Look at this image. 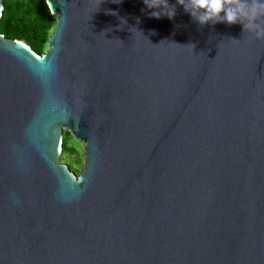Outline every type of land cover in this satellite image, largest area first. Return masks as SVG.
<instances>
[{
    "label": "water",
    "instance_id": "1",
    "mask_svg": "<svg viewBox=\"0 0 264 264\" xmlns=\"http://www.w3.org/2000/svg\"><path fill=\"white\" fill-rule=\"evenodd\" d=\"M45 2L43 54L0 34V264H264V40Z\"/></svg>",
    "mask_w": 264,
    "mask_h": 264
},
{
    "label": "trees",
    "instance_id": "2",
    "mask_svg": "<svg viewBox=\"0 0 264 264\" xmlns=\"http://www.w3.org/2000/svg\"><path fill=\"white\" fill-rule=\"evenodd\" d=\"M56 23L45 0H2L0 34L28 45L38 55L47 49L48 38ZM82 143L75 140L68 130L62 131L59 161L77 175L80 171ZM70 157L74 162L68 161Z\"/></svg>",
    "mask_w": 264,
    "mask_h": 264
},
{
    "label": "clouds",
    "instance_id": "3",
    "mask_svg": "<svg viewBox=\"0 0 264 264\" xmlns=\"http://www.w3.org/2000/svg\"><path fill=\"white\" fill-rule=\"evenodd\" d=\"M113 2L120 3L121 0ZM143 4L152 10L148 15L153 18L167 17L172 20L176 15V6L170 5L168 0H143ZM176 5L182 6L200 26L221 22L228 25L240 23L243 32L264 40V0H176ZM120 20L121 24L126 23L123 17Z\"/></svg>",
    "mask_w": 264,
    "mask_h": 264
},
{
    "label": "rangeland",
    "instance_id": "4",
    "mask_svg": "<svg viewBox=\"0 0 264 264\" xmlns=\"http://www.w3.org/2000/svg\"><path fill=\"white\" fill-rule=\"evenodd\" d=\"M82 143V142H81ZM81 158H80V168L82 167V165H83V156H82V151H83V143H82V146H81ZM68 161H71V162H74L75 161V159L73 158V157H70L69 158V160Z\"/></svg>",
    "mask_w": 264,
    "mask_h": 264
}]
</instances>
